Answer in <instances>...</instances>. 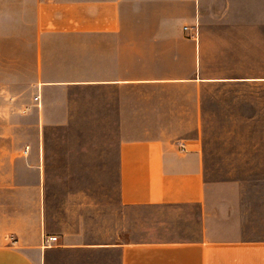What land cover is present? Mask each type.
Returning <instances> with one entry per match:
<instances>
[{"label":"crops","instance_id":"obj_1","mask_svg":"<svg viewBox=\"0 0 264 264\" xmlns=\"http://www.w3.org/2000/svg\"><path fill=\"white\" fill-rule=\"evenodd\" d=\"M0 97V264H264L198 144L264 140V0H0Z\"/></svg>","mask_w":264,"mask_h":264},{"label":"rangeland","instance_id":"obj_2","mask_svg":"<svg viewBox=\"0 0 264 264\" xmlns=\"http://www.w3.org/2000/svg\"><path fill=\"white\" fill-rule=\"evenodd\" d=\"M4 101L0 97V132ZM18 141L22 140L0 138V169H8L10 157L18 153ZM198 144L210 180L233 184L249 204L264 200V140H198ZM7 178L0 174V184ZM7 197V192L0 191V214Z\"/></svg>","mask_w":264,"mask_h":264},{"label":"built area","instance_id":"obj_3","mask_svg":"<svg viewBox=\"0 0 264 264\" xmlns=\"http://www.w3.org/2000/svg\"><path fill=\"white\" fill-rule=\"evenodd\" d=\"M13 242L15 241V239L13 237L10 238ZM57 237H47L45 238L44 242H50V241H56Z\"/></svg>","mask_w":264,"mask_h":264}]
</instances>
